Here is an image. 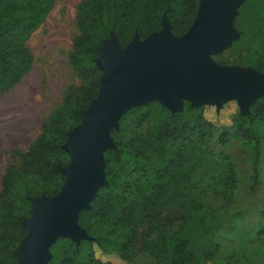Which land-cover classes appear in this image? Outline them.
<instances>
[{
	"label": "trees",
	"instance_id": "16d2710c",
	"mask_svg": "<svg viewBox=\"0 0 264 264\" xmlns=\"http://www.w3.org/2000/svg\"><path fill=\"white\" fill-rule=\"evenodd\" d=\"M55 4L56 0H0V94L14 88L33 68L34 56L28 41ZM199 5L200 0L79 3L76 16L79 32L69 58L86 83L75 95L65 97L58 112L43 123L42 133L28 150L15 149L12 153L13 159L19 157L20 163L8 169L2 180L0 264H17L16 253L28 235L24 221L30 218L32 200L42 195L56 196L67 182L62 169L69 165V158L63 146L68 134L81 124L82 113L98 98L103 73L95 60L103 41L111 31L123 47L135 36L143 41L160 32L164 20L169 23L171 33L180 38L193 25ZM159 108L161 120L154 131H135L127 141L116 142L115 150L105 153L108 183L94 197L91 208L79 216L80 226L92 240H85L78 247L64 240L60 264H111L99 259L97 251L115 254L129 264H133V255L139 252H149L155 264H200L213 260L222 249L218 243L213 248H197L192 238L173 232L175 217L171 210L178 199L173 185L184 181L196 183L192 174L195 166L213 154L208 146L212 136L210 125L200 110L188 107L186 118L184 114L172 115L156 104L137 106L127 112L124 120L142 127L153 116L154 109ZM249 108L236 128L244 141L252 145V181L256 185L262 155L256 123L264 118V100ZM224 161L226 176L218 184L228 198L237 187L238 177L231 159L226 157ZM180 198L191 203L189 214L180 218L194 219L195 229L205 232L208 241L212 239L215 233L210 227L219 224L215 212L186 194Z\"/></svg>",
	"mask_w": 264,
	"mask_h": 264
},
{
	"label": "rangeland",
	"instance_id": "374dc122",
	"mask_svg": "<svg viewBox=\"0 0 264 264\" xmlns=\"http://www.w3.org/2000/svg\"><path fill=\"white\" fill-rule=\"evenodd\" d=\"M81 1L83 0H56L45 22L28 41L34 56L33 68L14 88L0 94V191L7 170L20 163L19 157L13 159V151L28 150L42 133L43 123L58 112L65 97L75 95L86 83L85 77L79 74L69 58L73 50V40L79 32L76 16ZM237 8L233 19V31L237 35L230 44L210 53L208 60L218 67L236 71L239 77L245 73L264 74V0H239ZM113 35L116 33L111 31L109 38L103 43L109 41ZM156 36H159V32ZM133 40L125 47L121 46L123 51H126ZM95 62L104 73L97 59ZM257 96L255 103L264 100V85ZM151 104L160 106L172 115L184 114L186 118L189 116L186 112L188 107L200 110L210 125L212 135L208 146L213 154L195 166L192 174L196 183L191 185L184 181L180 185H173L174 194L178 197L171 210L175 217L173 232L192 238L197 248H213L214 243L222 246L213 260H203L200 264H264V118L256 123V130L262 139V155L258 165V183L254 185L252 145L244 141L236 128L239 118L249 113L250 108L243 109L236 100H229L218 106L215 103L193 105L190 100L182 98L175 109L158 101H151L144 106ZM131 109L120 117L118 126L110 131L115 145L114 148L104 151V160L108 150L117 148L116 142L127 141L135 131H154L161 120L160 108L154 109L148 122L137 128L134 122L124 120V116ZM223 135L225 138H222ZM66 153L70 165L71 156ZM226 157L231 159L238 177L237 187L228 198L225 193L222 194V187L218 184L226 176ZM181 194H186L198 204L213 210L219 218L218 226L212 224L210 227L215 235L212 239L208 238L209 241L204 236L205 232L195 229L194 219L188 218L185 221L182 220L183 217L180 218L182 214H189L191 206L190 202L186 203L180 198ZM32 210L33 203L30 218ZM180 225H183L182 229L178 228ZM81 228L88 238L79 243L70 238L58 239L50 248L51 258L47 264H60L65 250L64 240L75 243L77 247L85 240H92L87 230ZM97 257L111 264H129L115 254H102L97 251ZM132 261L133 264L156 263L149 252L135 253Z\"/></svg>",
	"mask_w": 264,
	"mask_h": 264
},
{
	"label": "water",
	"instance_id": "95a60500",
	"mask_svg": "<svg viewBox=\"0 0 264 264\" xmlns=\"http://www.w3.org/2000/svg\"><path fill=\"white\" fill-rule=\"evenodd\" d=\"M238 1L200 0L193 25L180 38L164 20L158 37L154 33L140 41L135 36L126 51L116 35L103 43L97 58L104 71L98 98L82 113L81 124L68 134L64 145L71 156V164L63 169L67 182L56 196L32 200L31 218L24 221L28 235L16 253L17 264H47L58 239L79 243L88 238L78 224L79 216L107 185L103 153L114 148L110 131L127 110L151 101L175 109L182 98L193 105L218 106L236 100L247 110L256 102L264 74L239 77L236 71L208 60L210 53L237 35L233 19Z\"/></svg>",
	"mask_w": 264,
	"mask_h": 264
}]
</instances>
